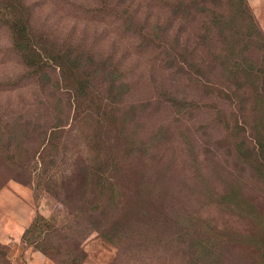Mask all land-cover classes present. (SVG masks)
<instances>
[{"label":"rangeland","instance_id":"rangeland-1","mask_svg":"<svg viewBox=\"0 0 264 264\" xmlns=\"http://www.w3.org/2000/svg\"><path fill=\"white\" fill-rule=\"evenodd\" d=\"M253 1L264 31V3L258 17ZM26 6L55 52L90 49L96 58L123 59L132 88L120 113L134 109L136 117L124 133L116 128L119 113L112 132L99 137L70 133L68 122L51 137L25 139L12 117L35 90L21 83L12 35L0 26V195L10 190L27 210L24 226L0 227L10 264H264V166L250 170L234 157L218 125L202 155L197 112L181 102L196 93L151 69L152 54L102 21L101 1Z\"/></svg>","mask_w":264,"mask_h":264},{"label":"trees","instance_id":"trees-1","mask_svg":"<svg viewBox=\"0 0 264 264\" xmlns=\"http://www.w3.org/2000/svg\"><path fill=\"white\" fill-rule=\"evenodd\" d=\"M100 1L102 21L115 34L135 38L139 51L152 54L151 69L158 66L179 77L188 92L196 93L189 92L181 102L197 112L202 155L208 156L210 128L218 125L234 157H244L250 170L263 167L264 31L248 0ZM26 2L0 0V26L11 33L13 51L24 68L21 83L35 90L31 97L26 94L12 121L25 139L48 131L51 137L68 122L69 132L76 135L94 138L112 132L131 93L132 69L122 58H96L90 49L55 52L42 34L47 31L35 27L31 14L24 12ZM121 115L116 128L124 133L136 113ZM12 127L10 123V132ZM241 133L244 139L237 142ZM7 254L0 246V264H10Z\"/></svg>","mask_w":264,"mask_h":264},{"label":"crops","instance_id":"crops-1","mask_svg":"<svg viewBox=\"0 0 264 264\" xmlns=\"http://www.w3.org/2000/svg\"><path fill=\"white\" fill-rule=\"evenodd\" d=\"M264 3V0H254V8L256 10ZM260 12L257 16L260 17ZM263 23V22H262ZM264 25V23H263ZM25 202L21 198L16 197L13 192L6 190L0 195V209H8L5 213H0V227L10 228L12 231L24 226L26 223ZM16 211V213H15Z\"/></svg>","mask_w":264,"mask_h":264}]
</instances>
